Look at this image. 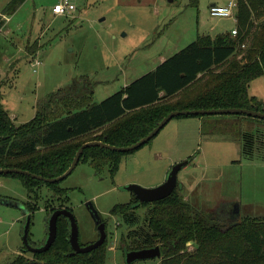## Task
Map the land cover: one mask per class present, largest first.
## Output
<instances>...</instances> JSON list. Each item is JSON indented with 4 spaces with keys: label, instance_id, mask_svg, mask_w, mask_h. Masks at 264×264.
<instances>
[{
    "label": "rangeland",
    "instance_id": "374dc122",
    "mask_svg": "<svg viewBox=\"0 0 264 264\" xmlns=\"http://www.w3.org/2000/svg\"><path fill=\"white\" fill-rule=\"evenodd\" d=\"M10 1L0 0V16ZM61 1L26 0L15 14L2 17L0 92L16 126L33 119L39 100L81 77L92 81L93 99L99 103L153 71L162 59L178 53L198 35L231 33L236 23L235 16L219 19L210 14L213 4L227 6L235 0H71L75 10L57 15L53 8ZM36 61L41 64L35 66ZM193 120L172 119L151 143L123 156L114 177L108 168L98 174L89 163H79L59 184L69 191L64 204L43 187L40 200L31 201L37 207L30 241L43 244L51 210L67 206L77 220L80 244H92L98 236L86 208L92 202L107 224L106 264H126L122 238L126 245L132 239L127 237L129 227L110 214L112 208L132 200L127 186L156 188L174 165L188 158L192 160L178 173L185 201L198 203L214 215L239 205L242 216L264 217V151L260 159L245 157L238 143L199 133ZM7 200L24 205L28 194L20 180L0 176V264L21 254L26 223L24 209L4 205ZM145 212L137 211L141 225ZM237 217L228 214L227 219L233 222ZM193 250L189 245L188 251ZM24 257L33 261L31 254ZM160 263L156 259L134 264Z\"/></svg>",
    "mask_w": 264,
    "mask_h": 264
},
{
    "label": "trees",
    "instance_id": "16d2710c",
    "mask_svg": "<svg viewBox=\"0 0 264 264\" xmlns=\"http://www.w3.org/2000/svg\"><path fill=\"white\" fill-rule=\"evenodd\" d=\"M25 1L8 3L0 16V30L5 25L2 17L15 14ZM263 15L264 0H237L236 36L198 35L153 71L99 103L93 99L92 81L81 77L70 87L39 100L33 119L16 126L2 104L0 92V169L16 168L57 178L68 170L83 144L102 141L115 147L132 146L175 111L247 109L264 113V104L249 94L251 83L264 77ZM225 63V70L214 71ZM185 92L188 94L177 99ZM176 118H203L201 133L238 143L245 157L260 159L264 151V137L259 132L251 133L252 125L243 127L241 123L264 124V120L244 115ZM100 130L103 132L95 135ZM134 152L88 148L79 163H89L98 174L108 168L114 177L122 157ZM1 176L20 180L31 201L40 200L43 187L52 192L53 199L62 204L67 201L69 191L60 188V183L48 184L17 174ZM197 205L185 201L183 188L178 184L164 200L139 204L132 195L129 203L115 205L110 214L129 227L127 237L132 240L126 245L122 238L123 250L159 246L160 264H264V217L242 216L240 223L230 222L226 211L214 215ZM36 207L28 206L31 219ZM139 208L146 209L143 225L139 223ZM69 235V221L60 217L56 240L47 252L33 254L31 261L24 257L22 247L21 254L7 264H106V242L88 254L71 255ZM189 245L194 246L193 251H188Z\"/></svg>",
    "mask_w": 264,
    "mask_h": 264
},
{
    "label": "water",
    "instance_id": "95a60500",
    "mask_svg": "<svg viewBox=\"0 0 264 264\" xmlns=\"http://www.w3.org/2000/svg\"><path fill=\"white\" fill-rule=\"evenodd\" d=\"M173 1V0H170ZM222 116V115H244L251 118L264 120V113L262 112H256L252 110L247 109H220V110H186V111H175L167 115L158 125L156 128H154L146 137L141 139L136 144H133L129 147H115L108 145L102 141H91L83 144L77 151L72 164L68 168V170L61 176L57 178H44L42 176L30 173L25 170H20L16 168H6V169H0V176L1 175H7V174H17L22 175L26 177H30L32 179L42 181L48 184H55L60 183L64 181L66 178H68L73 171L76 169V167L79 164L80 158L84 152V150L88 148H102L106 149L112 152H118V153H129L136 151L140 148H142L144 145H146L150 140L155 138L160 131L174 118L181 117V116ZM189 161H183L181 163H178L174 165L171 169V171L168 174V177L166 181L156 187V188H143L138 185H129L125 188V190L131 194L134 195L135 199L139 202V204L143 203H154L161 200H164L168 198L172 193L176 190L178 186V173L188 165ZM4 205L12 208H23L24 209V216L26 217V223L23 230V236L22 241L25 246V249L29 253L33 254H41L44 252H47L52 245L54 244L56 237H57V222L60 217H65L68 219L70 223V235H69V244L72 248L71 255L75 254H88L97 248L101 247L107 238L106 234V226L105 223H103L102 218L99 214V212L96 210L94 204L92 202H88L86 204V208L89 211V214L91 216V219L94 222V225L97 228L99 239L92 244H89L87 246H81L79 241V228L77 220L74 216V214L67 208L64 209H57L53 212V214L50 216L48 220V235L45 243L41 245L40 247H33L29 242V234H30V224H31V216L26 209V207L23 204H19L12 200H7L3 202ZM242 220L241 210L238 206V217L237 221L240 223ZM161 257V251L160 248L154 247L149 249H142L137 251H130L127 252L125 255L126 264H133L136 261H147V260H153L158 259ZM24 264H35L33 262H27Z\"/></svg>",
    "mask_w": 264,
    "mask_h": 264
},
{
    "label": "crops",
    "instance_id": "0c3cea01",
    "mask_svg": "<svg viewBox=\"0 0 264 264\" xmlns=\"http://www.w3.org/2000/svg\"><path fill=\"white\" fill-rule=\"evenodd\" d=\"M212 6H216V5L213 4ZM220 6H222V5H220ZM235 29H236V23H235V28H232L231 31H233ZM239 58H240V56H237V59H239ZM167 59H162V61L159 63V65L161 63H163ZM226 65H227V63H225V64H223L221 66H217L214 69V71L216 73L221 72L222 69L226 67ZM249 94H250V96L258 98V100L261 101L264 104V77H262V78H260V79H258L256 81H254L253 83H251L250 88H249ZM184 119H190V118H184ZM193 119H195L193 121H197V122H195L196 124H194V127L197 128L199 133H201V128H202V125L204 124L205 120L203 118H193ZM241 123H242L243 127H245V126L249 127V126L252 125L251 129H250L251 133L259 132L261 134V136H262L261 138L264 137V124H261V123H258V122H249V121H241ZM224 140H227V139H224ZM227 141H231V140H227ZM231 142H233V141H231ZM233 143L236 144V142H233ZM234 162H236V164H237L240 161H233V163Z\"/></svg>",
    "mask_w": 264,
    "mask_h": 264
},
{
    "label": "built area",
    "instance_id": "2783aa9c",
    "mask_svg": "<svg viewBox=\"0 0 264 264\" xmlns=\"http://www.w3.org/2000/svg\"><path fill=\"white\" fill-rule=\"evenodd\" d=\"M75 10L74 5L71 3V0H62L59 4L55 5L53 8V13L57 15H65ZM237 10V0L230 2L227 6H212L210 9V14L214 18L219 19H229L236 16ZM233 36L237 35V30H233ZM243 48L245 46H242ZM40 61L35 62V66H39Z\"/></svg>",
    "mask_w": 264,
    "mask_h": 264
},
{
    "label": "flooded vegetation",
    "instance_id": "af4514ba",
    "mask_svg": "<svg viewBox=\"0 0 264 264\" xmlns=\"http://www.w3.org/2000/svg\"><path fill=\"white\" fill-rule=\"evenodd\" d=\"M131 195H133V194H131ZM134 196V195H133ZM31 204V200L29 199V196H28V201L26 202V203H24V206L26 207V209H28V206ZM64 209V208H63ZM140 209V208H139ZM57 210V209H56ZM227 213V215L229 214L230 216H233V217H235V215L236 214H238V205H235L234 207L232 206L231 208H229L228 210H225ZM72 213H73V211H71ZM89 212V211H88ZM221 213H225L224 211H220V212H216V214L217 215H219V214H221ZM50 218V216L48 217V219ZM102 221H103V223H105V226H106V234H107V224H106V222L102 219ZM233 222L235 221V219L234 220H232ZM25 222H26V217H25ZM230 222H231V220H230ZM95 228H96V226H95ZM96 230H97V228H96ZM97 234H98V231H97ZM47 235H48V228H47V234H46V239H47ZM29 236H30V234H29ZM46 239H45V241H46ZM99 239V234H98V236H97V240ZM96 240V241H97ZM95 241V242H96ZM106 241H107V238H106ZM105 241V242H106ZM29 242H30V244L32 245L33 243L30 241V237H29ZM95 242H93V243H95ZM45 243V242H44ZM43 243V244H44ZM43 244H41V245H43ZM33 245H35V244H33ZM32 245V246H33ZM41 245H35V246H33V247H40ZM82 246V245H81ZM22 247H24V251H25V253L26 254H31L32 255V257H33V253H29V252H27L26 251V249H25V246H24V244H23V246ZM155 247H157V246H155ZM159 247V246H158ZM152 248H154V247H152ZM160 248V247H159ZM147 249H149V248H147ZM139 250H142V249H139ZM123 251V253H124V255H126V253L127 252H130V251H137V250H130V251H125V250H122ZM161 251V250H160ZM158 259H162V253H161V257L160 258H158ZM33 260H34V258H33ZM153 260H156V259H153ZM136 262H138V261H136ZM136 262H134V263H136ZM133 263V264H134Z\"/></svg>",
    "mask_w": 264,
    "mask_h": 264
}]
</instances>
